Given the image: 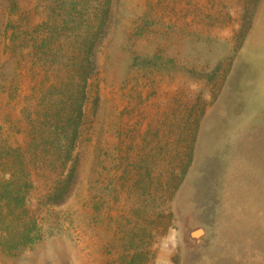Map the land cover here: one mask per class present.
I'll return each instance as SVG.
<instances>
[{
    "label": "rangeland",
    "instance_id": "obj_1",
    "mask_svg": "<svg viewBox=\"0 0 264 264\" xmlns=\"http://www.w3.org/2000/svg\"><path fill=\"white\" fill-rule=\"evenodd\" d=\"M0 264H264V0H0Z\"/></svg>",
    "mask_w": 264,
    "mask_h": 264
},
{
    "label": "water",
    "instance_id": "obj_2",
    "mask_svg": "<svg viewBox=\"0 0 264 264\" xmlns=\"http://www.w3.org/2000/svg\"><path fill=\"white\" fill-rule=\"evenodd\" d=\"M203 234V231H199L195 234V237H200Z\"/></svg>",
    "mask_w": 264,
    "mask_h": 264
},
{
    "label": "trees",
    "instance_id": "obj_3",
    "mask_svg": "<svg viewBox=\"0 0 264 264\" xmlns=\"http://www.w3.org/2000/svg\"><path fill=\"white\" fill-rule=\"evenodd\" d=\"M31 243V242H30Z\"/></svg>",
    "mask_w": 264,
    "mask_h": 264
}]
</instances>
